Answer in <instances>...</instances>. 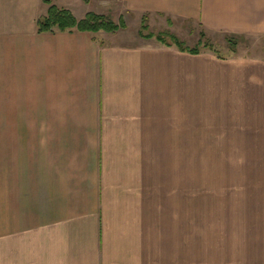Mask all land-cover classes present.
Wrapping results in <instances>:
<instances>
[{"label": "crops", "instance_id": "1", "mask_svg": "<svg viewBox=\"0 0 264 264\" xmlns=\"http://www.w3.org/2000/svg\"><path fill=\"white\" fill-rule=\"evenodd\" d=\"M52 6L123 27L40 33ZM230 40L264 51V0H0V264H264V56Z\"/></svg>", "mask_w": 264, "mask_h": 264}, {"label": "rangeland", "instance_id": "2", "mask_svg": "<svg viewBox=\"0 0 264 264\" xmlns=\"http://www.w3.org/2000/svg\"><path fill=\"white\" fill-rule=\"evenodd\" d=\"M95 14V13H94ZM107 18L111 19L115 24H117V20L108 16ZM85 19V18H84ZM120 25V24H117ZM166 39L171 40L170 37H166ZM167 40V41H168ZM252 41H233L230 40L229 43L234 45L235 54L239 56H247V55H259L264 56V51H251ZM209 44L210 50H215L223 56L228 54L226 50L221 46L212 45L210 42H206ZM258 47V45H257ZM195 48V47H194ZM195 49H205L204 45H197ZM192 126L191 122H188ZM190 137L192 136V132ZM1 136L2 131L0 130V144H1ZM187 142H193V138H187ZM198 153V154H197ZM209 147L205 146H195L192 144H187L185 147V189H186V202H185V211L186 218H195V217H205L208 216V207L211 202V193L209 189L210 185V175L212 177L216 176V172L210 169L208 161ZM199 156V157H198Z\"/></svg>", "mask_w": 264, "mask_h": 264}, {"label": "trees", "instance_id": "3", "mask_svg": "<svg viewBox=\"0 0 264 264\" xmlns=\"http://www.w3.org/2000/svg\"><path fill=\"white\" fill-rule=\"evenodd\" d=\"M121 27H123V25H117L111 19L94 13H89L85 19L79 21L72 15L70 11L61 10L55 6H52L49 9V13L46 18L39 21L40 33L52 32L56 29L62 32L76 29L80 32L97 33L100 31H106L113 33L118 31ZM160 38L161 37H159V39ZM161 40L164 41L162 38ZM176 43L184 51L186 50L192 54L200 53L199 49H188L185 48L182 43H179V41H176ZM205 47L208 48L209 45L206 44Z\"/></svg>", "mask_w": 264, "mask_h": 264}]
</instances>
